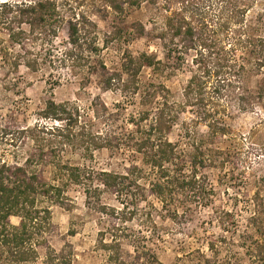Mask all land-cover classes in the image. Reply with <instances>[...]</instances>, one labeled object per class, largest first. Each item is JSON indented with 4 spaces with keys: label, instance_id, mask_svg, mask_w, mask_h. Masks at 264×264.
Wrapping results in <instances>:
<instances>
[{
    "label": "rangeland",
    "instance_id": "374dc122",
    "mask_svg": "<svg viewBox=\"0 0 264 264\" xmlns=\"http://www.w3.org/2000/svg\"><path fill=\"white\" fill-rule=\"evenodd\" d=\"M185 1L56 0L59 21L34 31L20 22L27 17L0 8V163L24 166L35 156L31 171L61 189L58 201L42 202L50 211L49 229L38 258L26 264H46L50 250L71 252V264H131L137 251H142L138 264H264V254L248 255L241 247V237L264 239L250 222L254 205L264 199V100H253L250 108L239 111L235 98L223 99L225 136L209 138L208 128L194 122L191 108L167 132L168 141L187 157L195 141H204L207 155L217 151L198 171L211 185L210 197L185 202L178 195L163 207L148 190L157 174L142 165L138 142L153 124L162 90L179 101L194 55L177 54L164 17L187 4L207 17L218 14L214 0L213 7L209 0ZM262 2L252 5V13ZM73 25L80 41L72 67L64 57ZM142 54L160 65L156 70L143 67L136 76L125 74L128 56ZM111 75L116 80L107 85ZM262 77L264 70L258 79ZM48 103L64 106L63 120L46 118ZM78 169L79 179H69ZM103 173L120 178L105 185ZM101 241L119 245L118 260L111 262Z\"/></svg>",
    "mask_w": 264,
    "mask_h": 264
},
{
    "label": "trees",
    "instance_id": "16d2710c",
    "mask_svg": "<svg viewBox=\"0 0 264 264\" xmlns=\"http://www.w3.org/2000/svg\"><path fill=\"white\" fill-rule=\"evenodd\" d=\"M153 1L151 0L152 3ZM247 1L251 3L245 5ZM260 1L262 2L214 0L218 14L208 17L187 4L183 11H175L164 17L165 31L169 34L170 41L176 42L173 46L177 54L184 51L194 52V55L191 58L192 70L179 101L171 100L170 95L173 94L168 89L162 90V100L155 110L153 124L148 131H144L146 136L140 139L136 149L139 153L142 152V165L157 174V180L150 183L148 190L160 200L163 207L175 203L178 195L185 198V202H198L204 197H210L213 191L205 177L198 175V171L205 168L208 161L212 162L217 151L207 155L202 149L204 141H195L192 153L187 157L183 149L166 138L167 132L178 123L179 115L191 108L196 113L194 122L203 123L208 128L209 138L225 136L228 134V127L222 114L225 111L221 104L223 99L235 98L239 111L250 108L253 100H264V77L258 79L264 70V2L252 13V5ZM184 2L186 1L183 0ZM209 2L213 7V3ZM129 3L134 4L135 1ZM7 4L8 2L1 3V10L4 9L8 15L14 12L22 18L27 17V21L20 19V22H27L31 31L37 26L51 27L53 22L59 21L56 19V0ZM110 4L114 10H119L114 2L110 1ZM1 23L4 26V22ZM69 29L70 47L65 51L64 59L73 67L76 62L73 52L80 37L76 26ZM55 33L53 31L52 36H56ZM12 37L15 38L13 35ZM158 65L160 61L142 54L137 58L128 56L122 68L125 74L132 77L143 67L156 70ZM30 67L36 70V66ZM100 67L105 69L102 63ZM111 76L113 77L106 80L107 85L116 80L117 75ZM120 77L117 79L120 80ZM62 113H66L63 105L47 104L46 118L51 115L61 121ZM146 116L147 114H143L141 119H146ZM68 126L70 124L66 125ZM185 127V132L189 134L188 129L191 127L187 123ZM34 158L35 156L28 157L24 166L0 163V264H26L38 258V248L45 243L43 235L48 232L50 220V211L42 207V202L45 198L55 201L61 198L58 186L43 181L38 173L31 171V164L36 162ZM79 173L78 169L76 175H71L69 179L77 181ZM103 175L105 185L108 180L115 184V180L120 178L109 173ZM121 177L126 179L127 175ZM263 202L254 205L257 210L250 217V222L256 226L254 228L258 238L261 234L264 236ZM11 218H16L18 223H11ZM241 238V247L247 250L248 255H251V251L264 254V239L253 240L250 236ZM101 247L109 253L111 262L118 260L114 259V256L119 255L117 243L101 241ZM140 254L142 251L136 252L137 256L132 259L137 261L131 264H138L142 260ZM71 258V252L64 254L63 251L55 253L50 250L45 254L46 264H71Z\"/></svg>",
    "mask_w": 264,
    "mask_h": 264
}]
</instances>
